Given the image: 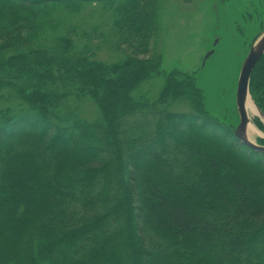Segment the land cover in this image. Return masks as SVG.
<instances>
[{
    "label": "trees",
    "instance_id": "trees-1",
    "mask_svg": "<svg viewBox=\"0 0 264 264\" xmlns=\"http://www.w3.org/2000/svg\"><path fill=\"white\" fill-rule=\"evenodd\" d=\"M159 5L0 0V93L28 109L0 119V264H264V156L195 88L201 113L167 106L195 87L187 76H168L153 104L133 97L162 74ZM96 12L132 51L125 62L77 46L78 17ZM250 94L264 114V57ZM70 97L100 117L60 118Z\"/></svg>",
    "mask_w": 264,
    "mask_h": 264
},
{
    "label": "rangeland",
    "instance_id": "rangeland-1",
    "mask_svg": "<svg viewBox=\"0 0 264 264\" xmlns=\"http://www.w3.org/2000/svg\"><path fill=\"white\" fill-rule=\"evenodd\" d=\"M159 4L160 32L152 48L160 54L158 67L162 74L151 75L142 82L133 97L153 104L161 98L168 76L173 75L177 83H182L183 76H187L195 81V87L183 86L185 91L180 95L168 96L167 106L176 112L201 113L204 110L229 133L233 132L240 123L236 106L239 74L251 47L264 32V0H190L188 3L159 0ZM91 18L88 15L78 17L80 26L76 41L79 49L89 47L95 59L108 66L123 63L132 56L130 49L115 40L110 26H101L109 20L107 17L96 12ZM94 29L97 30L94 32ZM86 34L93 39L83 37ZM211 52L213 54L206 59ZM140 59L146 60L148 56ZM194 88L203 98V110L198 104L200 95ZM27 110V106L8 91L0 93V119L3 115ZM57 113L60 118L88 122L100 117V110L93 101L72 97ZM249 117L261 133L249 136L250 140L264 146V125L259 113H249Z\"/></svg>",
    "mask_w": 264,
    "mask_h": 264
},
{
    "label": "water",
    "instance_id": "water-1",
    "mask_svg": "<svg viewBox=\"0 0 264 264\" xmlns=\"http://www.w3.org/2000/svg\"><path fill=\"white\" fill-rule=\"evenodd\" d=\"M212 54L213 52L209 53L206 59L209 58ZM263 57L264 32L251 47L240 70L236 92V106L240 118V123L234 130V136L240 144L244 145L246 148L257 154H261L262 156H264V146L253 143L249 138L248 132L250 126H252V123L249 117L247 104L249 100L253 102L255 108L257 109V112L259 113V118L264 125V114L250 94V82L252 74Z\"/></svg>",
    "mask_w": 264,
    "mask_h": 264
},
{
    "label": "bare ground",
    "instance_id": "bare-ground-1",
    "mask_svg": "<svg viewBox=\"0 0 264 264\" xmlns=\"http://www.w3.org/2000/svg\"><path fill=\"white\" fill-rule=\"evenodd\" d=\"M247 108L249 113L257 114V109L255 108L253 102L251 100L248 101ZM257 134H261L253 125L249 128V136L252 138ZM242 145V144H241Z\"/></svg>",
    "mask_w": 264,
    "mask_h": 264
},
{
    "label": "flooded vegetation",
    "instance_id": "flooded-vegetation-1",
    "mask_svg": "<svg viewBox=\"0 0 264 264\" xmlns=\"http://www.w3.org/2000/svg\"><path fill=\"white\" fill-rule=\"evenodd\" d=\"M235 129H236V128H235ZM235 129H234V130H235Z\"/></svg>",
    "mask_w": 264,
    "mask_h": 264
}]
</instances>
